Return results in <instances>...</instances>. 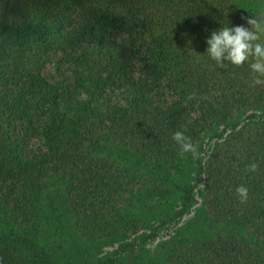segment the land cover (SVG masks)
Instances as JSON below:
<instances>
[{
  "label": "trees",
  "instance_id": "obj_1",
  "mask_svg": "<svg viewBox=\"0 0 264 264\" xmlns=\"http://www.w3.org/2000/svg\"><path fill=\"white\" fill-rule=\"evenodd\" d=\"M237 5L0 0V264H57L25 234L54 184L86 237L117 238L98 264L147 249L134 264H264V85L252 86L250 62L221 68L206 52L213 31L247 26ZM50 64L69 65L73 82L54 80ZM176 131L198 156L179 155ZM111 148L129 160H112ZM150 174L163 179L148 219L140 213L152 207L139 204ZM172 187L173 203L156 202ZM199 204L219 231L176 238Z\"/></svg>",
  "mask_w": 264,
  "mask_h": 264
},
{
  "label": "rangeland",
  "instance_id": "obj_2",
  "mask_svg": "<svg viewBox=\"0 0 264 264\" xmlns=\"http://www.w3.org/2000/svg\"><path fill=\"white\" fill-rule=\"evenodd\" d=\"M234 2L239 5H237L238 7H234L237 8L235 20L239 19L238 22L246 23V20L243 19L244 17H252L264 11V0H234ZM47 69L50 70L54 80H65V82L66 80H68L67 82H73L74 80L69 65L54 68L53 64H50ZM250 72L252 73V71ZM250 128L254 130V126ZM107 153H111L110 158L112 160H122V162H118L123 164L129 160L122 159L123 157L120 156L118 149L116 150L115 148L109 149ZM261 155L260 152L252 153L250 159H257L259 161ZM259 164L264 167L260 162ZM211 168H214V163H211ZM157 177L163 179L151 174L146 179V181L149 180L146 185V189L149 192L143 198H147V201L143 199L139 205L144 208H152L149 211L145 210L141 213L139 208L136 209L143 218L150 219L154 214H151V211H155L156 213V210L161 208V206L154 204L153 201V196L158 194L156 192V188L158 187ZM161 184L170 186L166 179L162 180ZM50 191L51 194L48 196L49 201L46 202L41 220H37L27 227L25 234L35 241L39 240V244L44 245L55 257L57 264H98L99 260L107 253L112 252L113 249L112 246L110 248L105 246V242L116 240L117 238L86 237L88 236L86 235V231L76 222L75 214L67 202V197L64 194V186L62 184H54ZM172 197L176 198L173 187L169 193H161L159 197L155 198L156 202L170 199L171 204L174 202ZM218 231L210 219H206L205 212L201 204H199L194 205L191 212L181 221L180 233L176 235V238H206L216 234ZM232 231L236 232L237 229L233 228ZM242 234L247 238H251V234L247 230L242 231ZM123 239L127 240L128 238ZM159 242L165 246L161 240ZM155 246L157 250L163 248L158 244H155ZM152 253L150 249H147L142 253L128 255V257L124 258L123 264H134L138 259L146 261Z\"/></svg>",
  "mask_w": 264,
  "mask_h": 264
},
{
  "label": "clouds",
  "instance_id": "obj_3",
  "mask_svg": "<svg viewBox=\"0 0 264 264\" xmlns=\"http://www.w3.org/2000/svg\"><path fill=\"white\" fill-rule=\"evenodd\" d=\"M245 24L224 26L215 30L207 38V54L218 67H225V61L237 67H243L250 62L253 75L252 86L264 85V11L252 17H244ZM194 97L190 96V99ZM179 145V155L191 153L199 155L198 145L181 131H176L172 137ZM258 165L253 162L247 166L249 172H255ZM236 193L241 203L249 199V189L244 185L236 187Z\"/></svg>",
  "mask_w": 264,
  "mask_h": 264
}]
</instances>
